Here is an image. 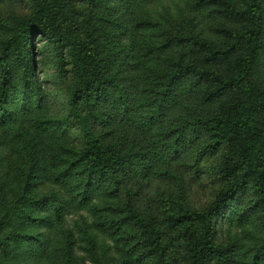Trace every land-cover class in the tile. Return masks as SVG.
I'll list each match as a JSON object with an SVG mask.
<instances>
[{
	"label": "rangeland",
	"instance_id": "rangeland-1",
	"mask_svg": "<svg viewBox=\"0 0 264 264\" xmlns=\"http://www.w3.org/2000/svg\"><path fill=\"white\" fill-rule=\"evenodd\" d=\"M139 1H98L95 22L110 92L103 119L91 123L92 133L131 152L137 175L117 195L106 180L90 186L46 180L48 154L71 152L86 139L78 119L69 116L72 78L40 71L39 87H26L17 71L7 112H0V237H8L11 251L0 264H153L139 261L125 243L128 228L115 235L107 230L124 203L131 197L144 218L166 230L164 202L183 198L202 209L218 191L211 173L196 177L193 168L204 137L201 119L213 115L218 102L204 103L188 82L167 84L170 59L183 48H162L190 32L220 40L211 30L218 19L197 8L196 0H145L144 7ZM28 2L0 0V45ZM216 237L234 243L235 264H264L254 257L264 237L255 218L223 212Z\"/></svg>",
	"mask_w": 264,
	"mask_h": 264
},
{
	"label": "trees",
	"instance_id": "trees-1",
	"mask_svg": "<svg viewBox=\"0 0 264 264\" xmlns=\"http://www.w3.org/2000/svg\"><path fill=\"white\" fill-rule=\"evenodd\" d=\"M98 1L29 0L18 27L1 41L0 112H7L17 71L26 87H39L40 71L71 77L69 116L78 119L86 139L70 153H49L45 179L84 186L106 180L110 194L117 195L137 175L138 161L128 149L92 133L110 92L95 22ZM196 6L218 19L211 30L221 39L190 32L171 37L162 48H183L170 59L167 84L188 82L200 89L204 103L218 102L216 112L201 119L204 137L193 168L196 177L211 173L220 186L202 209L188 207L183 198L164 202L166 230L144 218L131 197L124 203L107 230L115 235L128 228L125 243L139 261L153 264H235L234 243L216 237L218 217L228 210L240 219L255 218L264 230V0H196ZM8 242L0 237L1 259L11 255ZM254 253L256 262L264 261V237Z\"/></svg>",
	"mask_w": 264,
	"mask_h": 264
}]
</instances>
